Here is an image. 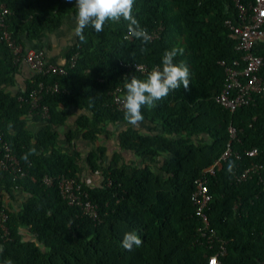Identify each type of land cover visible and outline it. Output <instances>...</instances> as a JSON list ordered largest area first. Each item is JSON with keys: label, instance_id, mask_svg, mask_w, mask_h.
Instances as JSON below:
<instances>
[{"label": "trees", "instance_id": "obj_1", "mask_svg": "<svg viewBox=\"0 0 264 264\" xmlns=\"http://www.w3.org/2000/svg\"><path fill=\"white\" fill-rule=\"evenodd\" d=\"M253 1L241 0L244 5ZM3 5L11 11L5 19L6 30L24 52V40L59 29L67 16L77 13L76 0H0V10ZM132 14L148 34L162 27L160 36L143 43L129 35L123 18L106 22L101 32L85 28V40L78 37L67 54L65 64L77 55L76 66L65 76L41 78L60 86L59 93L41 96V104L49 108L47 120L32 111L28 102L40 78L32 74L24 89L7 90L15 86L23 62L16 64L11 50L0 42V135L26 173L14 179L10 172H0V207L2 192L12 198L17 191L29 196L21 210H7L10 234L3 237L0 229V264H208L218 241L226 244L222 264H264V98L256 96L254 104L234 113L214 101L226 79L220 62L232 65L240 58L237 40L225 24L239 21L234 1L134 0ZM172 48L182 49L174 62L189 67V90L181 85L155 107L141 109L143 120L161 128L163 134L142 135L129 126L118 135L123 149L152 162L106 166L101 162L104 149L92 151L86 165L102 174V182L89 186L80 176V154L58 147V130L68 123L67 110L89 112L75 122L89 143L108 136L110 126H128L124 111L112 104V93L124 88L125 80L147 75L127 66L153 69ZM256 52L264 58V44ZM30 120L45 123L37 140L28 129ZM230 127L236 130L234 139ZM201 135L210 142L192 143L193 137ZM230 141L231 156L215 167L213 175L205 173ZM33 148L35 154L26 162L22 157ZM254 149L257 153L248 156ZM163 155L172 158L155 162ZM253 167L257 169L237 182L236 176ZM45 176L81 182L97 205L100 220L70 206L56 186L46 187ZM197 180L206 182L212 197L205 211L217 236L215 249L206 246L199 232L203 224L192 202ZM133 230L143 243L127 251L121 241L125 232Z\"/></svg>", "mask_w": 264, "mask_h": 264}, {"label": "built area", "instance_id": "obj_2", "mask_svg": "<svg viewBox=\"0 0 264 264\" xmlns=\"http://www.w3.org/2000/svg\"><path fill=\"white\" fill-rule=\"evenodd\" d=\"M238 11L239 21L234 23L231 20L226 21L227 28L232 32L237 40L236 51L240 54V58L227 65L225 62H220L225 69V85L223 91L214 97V101L224 109L234 113L237 109L249 106L256 102V96L264 98V58L257 54V48L264 44V0H254L249 5H244L241 0H233ZM11 14V11L4 5L0 10V42L3 41L11 50L14 62H24L30 69L31 73L40 78L36 82V87L29 93L28 102L31 110L36 111L43 120L50 117L49 108L41 104V96L43 94H54L60 92L58 83L49 84L41 80L47 76H65L69 70L76 66L78 56H73L68 64L58 65L48 61L42 51L29 50L24 52V48L6 30L5 19ZM163 31L159 27L157 31L149 34L150 40L158 38ZM129 69L147 75L152 69L147 65H129ZM124 88L117 87L112 93V104L120 111H124L122 106V98L124 96ZM231 137H236V130L233 127L229 129ZM231 141L228 144L227 150L211 168L205 170V173L214 174L216 166H221V162L225 161L232 154ZM257 153V150L247 152V155L252 157ZM257 169L256 167L247 169L243 174L236 176L237 182L244 181L249 173ZM0 172H10L14 179L24 177L26 175L20 161L14 155L11 147L5 142L0 135ZM42 183L46 187L56 186L59 194L64 201L70 206L76 207L80 213L94 221H99L100 216L98 207L94 204L83 185L75 178L66 176H45ZM110 184V183H109ZM197 188L192 195V202L196 208V215L200 218L203 226L199 229L201 237L205 240V244L209 249H215L216 233L211 229L208 216L205 209L211 202L206 182L197 180ZM264 191V188H263ZM8 207L2 204L0 207V229L3 232V237L10 234L7 223L9 221ZM218 241V240H217ZM218 249L215 254L209 257L208 264H222L221 258L227 255L225 242L218 241Z\"/></svg>", "mask_w": 264, "mask_h": 264}, {"label": "crops", "instance_id": "obj_3", "mask_svg": "<svg viewBox=\"0 0 264 264\" xmlns=\"http://www.w3.org/2000/svg\"><path fill=\"white\" fill-rule=\"evenodd\" d=\"M75 16L76 14L69 15L64 20L63 25L52 32H44L39 35L35 40H24L26 51H42L46 59L54 64L63 65L66 63L67 54L73 49L77 42L78 36L75 34ZM32 73L29 67L23 62L20 69V74L16 75V84L12 88H8V91L13 93L24 89L26 82L32 78ZM69 115L68 123L64 127H60L58 132L60 134L58 140V147L65 153L77 154L79 153L82 158V164L80 168L81 178L89 186H99L102 182V174L100 172L93 173L87 167L86 162L89 154L92 151H98L104 149L105 155L101 162H104L108 166L111 162H118L117 166L142 165L144 162H152L149 158H143L137 155L134 151L123 149L120 145L118 135L120 131H124L127 127H131L139 131L142 135H162L161 128H156L154 125L143 120L136 126L128 125L125 127H112L110 126L109 134L101 135L99 139L94 143H89L83 139V133L79 132L75 122L78 117L83 115H89L87 111H81L76 108H69L67 110ZM45 127V123L30 120L28 122V129L34 134L35 140L39 132ZM75 133L74 138L69 140L68 135ZM210 142L207 136H195L192 138L194 144H204ZM171 155H163L155 159V162H165L166 159H171ZM101 179V182L98 180ZM2 202L7 205L8 208L13 211L21 210L23 203H25L29 196L25 192L17 191L13 194V198L10 195L2 192Z\"/></svg>", "mask_w": 264, "mask_h": 264}, {"label": "clouds", "instance_id": "obj_4", "mask_svg": "<svg viewBox=\"0 0 264 264\" xmlns=\"http://www.w3.org/2000/svg\"><path fill=\"white\" fill-rule=\"evenodd\" d=\"M134 0H76L77 13L75 16V34L81 41L85 40L83 31L92 27L96 32L103 31L108 21L118 22L121 18L128 21V33L130 36L140 39L143 43L150 40L147 29L142 28L138 20L133 16ZM142 51L144 49H141ZM182 53V49L172 48L164 52L161 65L153 68L144 79L135 76L125 80L126 94L122 98L124 120L136 126L142 122V107H155L156 102L167 97L169 93L183 86L189 90L190 69L181 62L175 63V57ZM35 148L26 153L22 159L26 162L28 156L35 154ZM233 165H229L231 170ZM143 241L135 230L125 232L121 241L122 247L131 251L134 247H140ZM6 264H11L7 261Z\"/></svg>", "mask_w": 264, "mask_h": 264}, {"label": "rangeland", "instance_id": "obj_5", "mask_svg": "<svg viewBox=\"0 0 264 264\" xmlns=\"http://www.w3.org/2000/svg\"><path fill=\"white\" fill-rule=\"evenodd\" d=\"M98 182H101V179H100V180H98Z\"/></svg>", "mask_w": 264, "mask_h": 264}]
</instances>
